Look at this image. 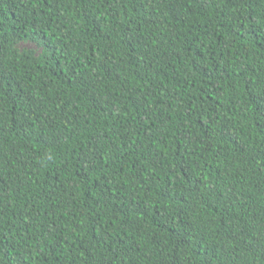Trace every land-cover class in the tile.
Segmentation results:
<instances>
[{
    "label": "trees",
    "instance_id": "1",
    "mask_svg": "<svg viewBox=\"0 0 264 264\" xmlns=\"http://www.w3.org/2000/svg\"><path fill=\"white\" fill-rule=\"evenodd\" d=\"M0 264H264V0H0Z\"/></svg>",
    "mask_w": 264,
    "mask_h": 264
},
{
    "label": "rangeland",
    "instance_id": "2",
    "mask_svg": "<svg viewBox=\"0 0 264 264\" xmlns=\"http://www.w3.org/2000/svg\"><path fill=\"white\" fill-rule=\"evenodd\" d=\"M22 46H24V47H32V48H35L32 44H30V43H25V44H23Z\"/></svg>",
    "mask_w": 264,
    "mask_h": 264
}]
</instances>
